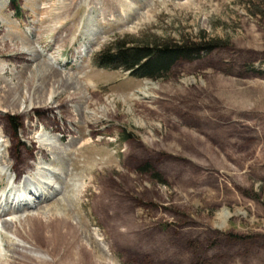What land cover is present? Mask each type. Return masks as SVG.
Segmentation results:
<instances>
[{
  "label": "rangeland",
  "instance_id": "1",
  "mask_svg": "<svg viewBox=\"0 0 264 264\" xmlns=\"http://www.w3.org/2000/svg\"><path fill=\"white\" fill-rule=\"evenodd\" d=\"M16 1L0 112L49 191L14 199L0 127V264H264V0ZM209 39L156 78L97 62L116 41Z\"/></svg>",
  "mask_w": 264,
  "mask_h": 264
},
{
  "label": "trees",
  "instance_id": "2",
  "mask_svg": "<svg viewBox=\"0 0 264 264\" xmlns=\"http://www.w3.org/2000/svg\"><path fill=\"white\" fill-rule=\"evenodd\" d=\"M15 6L16 12L21 16L22 10L16 0H11ZM220 46V42L213 39L207 41H189L181 42L166 41L162 43L130 45L122 41H116L107 46L100 52L97 62L102 67L121 68L128 70L130 74L138 78H156L161 76L163 72L171 69L172 65L178 60H191L199 55L202 51H211ZM43 111L46 116L42 122L46 126L61 131L60 125L53 121L52 116L55 114V109H37V113ZM7 113L0 112V127L4 134L9 139L8 155L12 162V171L15 172V180L21 181L23 177L33 169V164L36 161V146H25V151H19V141L14 137V131L8 126L6 120ZM25 116L23 114H19ZM27 127V126H26ZM26 130V128H24ZM23 130V131H24ZM22 131V132H23ZM19 155L21 160L19 161ZM22 163V165H20ZM21 166V167H20ZM54 235L46 240H53ZM45 238V237H44ZM64 264H71L70 260L65 259ZM93 264H97L93 262Z\"/></svg>",
  "mask_w": 264,
  "mask_h": 264
},
{
  "label": "bare ground",
  "instance_id": "3",
  "mask_svg": "<svg viewBox=\"0 0 264 264\" xmlns=\"http://www.w3.org/2000/svg\"><path fill=\"white\" fill-rule=\"evenodd\" d=\"M38 1V0H37ZM38 10V9H37ZM21 27H15L14 29V34L13 36H17L20 35L21 38H23V40L25 42L30 41V38L32 36H30L29 34H25L21 29ZM56 71L55 70H50V72L47 74L45 73L44 78H46V76L50 75V79L54 76H56ZM18 100V99H17ZM16 100V101H17ZM9 140V139H8ZM10 143V142H9ZM10 145V144H9ZM33 171V170H32ZM31 171V172H32ZM40 174L39 176H41L43 174L42 172V168H39V172H36L34 175H29L26 174L23 179L21 181H16L13 180V183H18L19 186H21L19 189H17V187L19 186H15L13 187V190L16 191V196L14 197V199H19L18 203H23L25 202V204L28 202L27 200L29 199H33V196H40L42 195V197L44 195L47 196V193L49 191V185H47V183L42 182L43 180L41 178H37V175ZM36 177V178H35ZM15 178V177H14ZM34 179V181H37L35 183H32V180ZM31 181V182H30ZM21 183V184H20ZM28 197V198H27ZM37 199V198H36ZM22 200V202H20ZM27 205V204H26ZM3 251H4V242H3V237L2 234L0 232V259L2 260L3 258Z\"/></svg>",
  "mask_w": 264,
  "mask_h": 264
}]
</instances>
